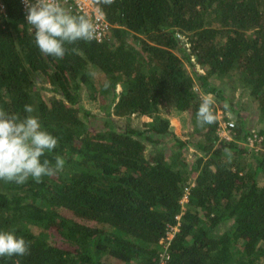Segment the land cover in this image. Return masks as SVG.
Listing matches in <instances>:
<instances>
[{
  "label": "trees",
  "instance_id": "1",
  "mask_svg": "<svg viewBox=\"0 0 264 264\" xmlns=\"http://www.w3.org/2000/svg\"><path fill=\"white\" fill-rule=\"evenodd\" d=\"M2 1L0 109L24 117L33 106L58 140L41 159L66 162L40 183L0 180V230L30 243L29 255L0 264H160L162 253L164 264H264V148L242 144L249 114L211 81L235 74L264 113V0H115L100 5L108 35L66 44L62 59L36 47L19 0ZM83 87L102 112L83 107ZM206 95L216 122L201 127ZM216 100L234 118L231 140L217 134ZM168 108L189 111L196 136L172 133ZM132 114L149 118L144 129L115 122ZM187 143L196 159L184 172Z\"/></svg>",
  "mask_w": 264,
  "mask_h": 264
},
{
  "label": "clouds",
  "instance_id": "2",
  "mask_svg": "<svg viewBox=\"0 0 264 264\" xmlns=\"http://www.w3.org/2000/svg\"><path fill=\"white\" fill-rule=\"evenodd\" d=\"M92 3L110 6L115 0H92ZM24 4L34 43L46 56L62 59L66 54V44L92 42L97 38V25L93 18L73 13L62 0H24ZM214 104L212 95L201 98L196 112L199 126L216 122ZM34 111L33 106L25 104L27 115L21 117L0 109V180L22 185L31 178L40 183L42 178L58 174L65 166V157L61 155H56L54 162L41 159L57 147L58 140L42 128L38 117L32 115ZM225 152L230 155L228 149ZM29 254L28 241L13 231L0 230V257H24ZM15 264H20L19 260Z\"/></svg>",
  "mask_w": 264,
  "mask_h": 264
},
{
  "label": "rangeland",
  "instance_id": "3",
  "mask_svg": "<svg viewBox=\"0 0 264 264\" xmlns=\"http://www.w3.org/2000/svg\"><path fill=\"white\" fill-rule=\"evenodd\" d=\"M196 68L199 69V66H196ZM211 81L224 90V92L229 96V99L235 104V108L237 107V100L243 103L244 111L249 114V119L247 121V129L254 128L259 131L264 130V113L260 112V110L254 106L248 90H246V87L243 82L238 77H236L235 74H227L220 77H213L211 78ZM40 93L44 97L51 95V91L46 88H42ZM81 95V104L84 108L90 110L93 113L102 112L101 108L99 107L100 105H98L99 102L88 98V90L86 88L83 87ZM216 103L218 107L217 115L219 121L227 116H230L232 120H234L233 116L228 111L226 112L223 109L219 108V102L217 100ZM161 112L163 115H166L169 119L170 131L176 136H178L181 140H187L192 135V133L193 137L196 136L195 122L192 121L193 119L189 111H177L176 109L168 108L165 110H161ZM148 120V117L132 114L131 116H129V118H116L115 122L117 123V125L122 126L126 121H129L134 127L144 129ZM166 140V145L170 146L172 143V139ZM146 149L148 152H150L151 146L147 144ZM193 152V148L189 143H187L186 147L181 148L179 160L176 163V168H179L180 170L185 172L188 168L194 166L196 155ZM242 158L243 160H247L245 162H248L252 165L254 164L250 152L249 154L242 156ZM257 180L258 184L260 185L264 183V172H260L258 174ZM223 229L224 227L221 226L218 231H221ZM261 245L264 247V241L261 243Z\"/></svg>",
  "mask_w": 264,
  "mask_h": 264
},
{
  "label": "built area",
  "instance_id": "4",
  "mask_svg": "<svg viewBox=\"0 0 264 264\" xmlns=\"http://www.w3.org/2000/svg\"><path fill=\"white\" fill-rule=\"evenodd\" d=\"M19 2L26 17V7L24 4V0H19ZM62 2L64 6L73 13L86 14L93 18L94 22L97 25V38L95 39L96 41H102L108 35L112 24L107 19L101 7L94 5L92 3V0H62ZM4 9V3L2 0H0V13L3 12ZM233 127V120H220L217 128V134L219 138L224 140H231L233 138ZM263 141V136L259 134V130L250 128L245 133L242 144L254 151H259L263 149ZM188 188L189 186H186L184 188V195L181 199L182 204L187 201ZM176 219L179 221L180 215H177ZM178 225L179 222H177L174 226L169 227L166 236L161 239L160 243L163 244L164 249L167 248L174 233L178 230ZM167 259L168 254L162 253L160 264H164Z\"/></svg>",
  "mask_w": 264,
  "mask_h": 264
}]
</instances>
